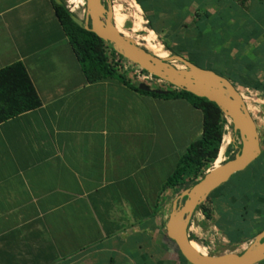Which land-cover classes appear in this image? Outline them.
Segmentation results:
<instances>
[{"label":"crops","instance_id":"1","mask_svg":"<svg viewBox=\"0 0 264 264\" xmlns=\"http://www.w3.org/2000/svg\"><path fill=\"white\" fill-rule=\"evenodd\" d=\"M133 3L143 22L131 27L151 31L168 56L205 64L244 100L246 88L264 95L263 0ZM125 21L113 8L114 25ZM129 38L158 57L146 35ZM17 63L40 106L0 123V264H188L163 238L173 192L163 188L201 138L202 112L142 94L133 81H89L51 0H0V71ZM235 215L214 224L227 228L219 236L227 247L245 250L254 238L241 230H257ZM228 232L238 233L233 242Z\"/></svg>","mask_w":264,"mask_h":264},{"label":"water","instance_id":"2","mask_svg":"<svg viewBox=\"0 0 264 264\" xmlns=\"http://www.w3.org/2000/svg\"><path fill=\"white\" fill-rule=\"evenodd\" d=\"M60 4L59 0H55ZM85 20L73 16L72 21L93 33L111 46L112 50L145 73L172 87L215 104L226 120L231 122L239 137L240 149L235 156L217 168L208 170L196 184L184 190L172 204L164 231L178 253L188 264H259L264 261V230L257 234L240 254L202 255L189 241L188 228L197 207L202 205L213 191L227 183L232 176L244 171L261 155L256 124L236 88L216 73L201 69L179 56L159 58L132 39L124 37L114 26L108 0H84ZM178 62L184 68H177ZM138 89L166 95L169 91L152 90L145 84Z\"/></svg>","mask_w":264,"mask_h":264},{"label":"trees","instance_id":"3","mask_svg":"<svg viewBox=\"0 0 264 264\" xmlns=\"http://www.w3.org/2000/svg\"><path fill=\"white\" fill-rule=\"evenodd\" d=\"M51 3L53 5L55 15L59 20L64 33L80 63L81 69L89 81L94 82L107 78H116L126 84H128L130 81H133L134 85L132 87L142 94H147L158 98L183 99L202 112L203 120L201 138L190 144L184 154L180 157L174 172L165 182L163 190L170 189L175 193H182L184 190L189 189L191 186L196 184L198 180L203 177L204 170L206 168L211 166V169L219 167L215 165V162L218 159V154L220 153L219 150L222 144L223 135L225 132L224 127L227 125V120L223 117L222 113L215 104L204 98H198L190 93L181 90H173L171 86L165 83H163V86H165L166 90L169 91V93L166 95H158L154 92L140 91L138 89L139 84L135 83L131 76L119 73V69L117 67L122 61H124V59L115 53L111 46L100 40L93 33L86 31L83 27L76 25L72 21L73 15L65 8L61 1L60 4H58L55 0H51ZM115 27L117 31H122L125 29L123 26L115 25ZM133 36L134 35H126L125 37ZM148 38L150 40L151 46L153 47L151 38ZM153 49L158 57L161 58L154 47ZM195 66L201 68L197 65ZM216 74L221 76L218 73ZM159 89L160 88L157 90ZM39 106L40 101L37 97V94L33 89L24 67L20 63L14 64L0 71V123L21 113L37 109ZM230 128L232 129L231 126ZM235 135L238 137L236 133ZM232 146H234V144L229 145L226 150L227 154H229L231 151L233 152L232 156L229 157L228 160L232 159L240 149V145H238L235 150L232 148ZM258 159H264V149L261 151V155ZM258 159L256 161H258ZM248 168L242 172H245ZM253 171L256 174L255 179H257L256 181H258V183L255 182L256 184L252 188L250 186L245 191L240 192L239 196L235 197L233 196V193H231L229 196L223 195L221 198L222 201L226 202V205L238 202L236 205L240 208L248 204L250 205L249 207L252 206V209H259L261 212L264 211V168L258 165V168H254ZM238 174L239 173L232 176V178L227 183L232 181V179ZM227 183L221 185L215 191L221 189ZM211 195L206 201L209 200ZM240 201H242V204H240ZM203 207V204L200 205L196 208L195 212L199 209H203ZM206 216L208 217V215ZM238 220H240L243 227L246 226V228H248V221H246L242 216H239ZM263 230L264 224L259 225V230L257 232H251L249 229L246 230V233H244L243 230L241 231L242 235L248 236L252 239ZM227 236L233 242L236 236H238V233L236 235L235 233L230 234V232H228ZM163 238L165 239V242L173 248L175 254L184 261V259L178 253V250L176 249L173 242L166 237L164 230ZM191 240L192 238L189 237V241ZM192 247L194 248V246Z\"/></svg>","mask_w":264,"mask_h":264},{"label":"rangeland","instance_id":"4","mask_svg":"<svg viewBox=\"0 0 264 264\" xmlns=\"http://www.w3.org/2000/svg\"><path fill=\"white\" fill-rule=\"evenodd\" d=\"M59 1L63 3L65 8L73 16L77 17L80 20L81 19L85 20L86 13H85L84 0H82V2L77 4L76 7H75V4L71 0H59ZM108 2L111 7L118 6L121 8V13L126 16L124 27L126 29H130L132 25V22H131L132 15L131 14L133 11H131L128 6L131 5V2H133V0H108ZM139 44L141 47H143L142 42H140ZM151 50L154 51L152 46H151ZM174 65L179 69L184 68V66L178 62H175ZM198 65L200 67L206 66L205 64L197 63V66ZM150 86L152 88L153 87L165 88V86H163L161 83H155ZM246 96L248 100H246L245 105H246L247 110L252 115L254 121L257 124V132L259 135L260 146H261V149L263 150L264 149V97L263 95H251V96L246 95ZM225 129L226 128H224V130ZM227 129H228L227 132H229V136L231 139L230 145H233V144L238 145L239 138L235 135L233 130L230 128V126H228ZM224 133H226V131ZM186 137L188 138V136ZM180 140L182 141V139H178V141ZM183 154H181V156ZM232 154L233 152H230L229 154L226 153L225 155L226 160L229 157H231ZM258 165L264 168V159L263 160L258 159V161L254 162L245 172L239 173L237 176H235L232 179V181L224 185L221 189L212 193L209 200L203 203V206H204L203 209H199L194 213L192 217V225L190 227L191 228L190 237L192 238V241L198 243L200 246H202L205 249L206 255H220L222 253H230L231 251H235V250L237 251V253H241L244 251L242 248H239L238 246L236 247V245L231 246L233 248L227 247L226 244L222 242V239L219 238L220 235L225 234V232H227L226 231L227 228H224V229H221L220 227L218 228V226H215L214 223L216 220L221 219L223 215L229 217V216L235 215L236 213L237 215L242 216L246 221H248L249 223L248 227H253L257 231L259 230V225L264 224V211L261 212L259 211V209H252L251 208L252 206L249 207L250 205L248 204L242 208L237 207L236 203L238 202H235L234 204L232 203L230 205L228 204L229 205L228 206L225 204L226 203L225 201H222V198H221L223 195L229 196L231 193H233V196L235 197L239 196L240 192L245 191L250 186L252 188L256 183H258V181H256L257 179H255L256 174L253 171L254 168L256 169L258 168ZM211 168L212 166L209 168H206L204 170V174ZM180 194L181 193L172 192V196H170L169 202H168V207L170 209H171V202L174 201L177 197H179ZM240 202L239 203L242 204V201ZM169 213H170V210H168V215ZM206 215H208V217ZM223 230L225 231L223 232Z\"/></svg>","mask_w":264,"mask_h":264},{"label":"bare ground","instance_id":"5","mask_svg":"<svg viewBox=\"0 0 264 264\" xmlns=\"http://www.w3.org/2000/svg\"><path fill=\"white\" fill-rule=\"evenodd\" d=\"M74 4H75V7H76V5L77 4H79L80 2H82V0H71ZM130 4V3H129ZM81 5V4H80ZM82 6V5H81ZM129 7V9L131 10V11H133L132 12V21L133 22H135V23H142L143 22V20H142V18H141V16H140V14H141V11H140V9H139V7L136 5V4H134L133 2H131V5H129L128 6ZM113 8L114 9H116V11L119 13V14H122L121 13V8L120 7H118V6H112L111 7V12H112V20H113ZM82 20V19H81ZM114 23V22H113ZM115 26V25H114ZM115 29H116V27H115ZM117 30V29H116ZM120 34H122L124 37L126 36V35H146V36H148V37H150L151 38V40H152V45H153V47L155 48V50L158 52V54H159V56L161 57V58H168L169 56H168V54H167V52L166 51H164L163 50V48L160 46V45H158L157 43H156V41H155V38H154V35H153V33L151 32V31H149L148 29H146L144 26H142V27H131L130 29H124V30H122V31H120L119 32ZM126 38H129V37H126ZM129 39H132V38H129ZM133 41H135L139 46H140V41H138V40H136V39H132ZM142 46L145 48V46L142 44ZM240 95H241V92H240ZM241 97H242V95H241ZM242 99H243V97H242ZM244 101V100H243ZM244 103H245V101H244ZM228 126H231V122L229 121V120H227V126H226V128L228 127ZM228 130V129H227ZM228 136H229V132H228ZM229 139H230V136H229ZM230 142H231V139H230ZM222 143H223V140H222ZM221 147H222V144H221ZM221 147H220V149H221ZM219 152H220V150H219ZM219 155V154H218ZM210 171V170H209ZM190 245H191V243H190ZM192 247V246H191ZM193 248V247H192ZM194 249V248H193ZM195 250V249H194ZM196 251V250H195ZM198 253H200V254H202V255H206V253H204V252H199V251H197Z\"/></svg>","mask_w":264,"mask_h":264},{"label":"built area","instance_id":"6","mask_svg":"<svg viewBox=\"0 0 264 264\" xmlns=\"http://www.w3.org/2000/svg\"><path fill=\"white\" fill-rule=\"evenodd\" d=\"M117 68L119 69L120 73H123L124 75L131 76V78L137 84H145V85L150 86V85H153L155 83H161L163 85V82H161L160 80H158V79L152 77L151 75L145 73L143 70L138 68L136 65L126 61L125 59H124V61H122L119 64V66ZM242 92H244L245 95H248V96L258 95L257 93L249 90L248 88L244 89ZM246 100H248V98H246ZM246 100H244V101H246ZM224 128H226V126Z\"/></svg>","mask_w":264,"mask_h":264},{"label":"clouds","instance_id":"7","mask_svg":"<svg viewBox=\"0 0 264 264\" xmlns=\"http://www.w3.org/2000/svg\"><path fill=\"white\" fill-rule=\"evenodd\" d=\"M147 86H148V85H147ZM148 87H149V86H148ZM150 87H151V86H150ZM150 87H149V88H150ZM160 89H161V90H164V89L166 90V87H165V88H160ZM166 91H168V90H166ZM239 93H240V92H239ZM251 116H252V115H251ZM227 160H228V159H227ZM227 160H226V161H227Z\"/></svg>","mask_w":264,"mask_h":264}]
</instances>
